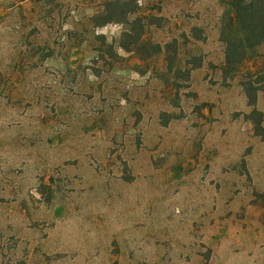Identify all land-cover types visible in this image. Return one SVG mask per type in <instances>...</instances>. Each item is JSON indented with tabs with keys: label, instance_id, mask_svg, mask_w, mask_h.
Wrapping results in <instances>:
<instances>
[{
	"label": "rangeland",
	"instance_id": "rangeland-1",
	"mask_svg": "<svg viewBox=\"0 0 264 264\" xmlns=\"http://www.w3.org/2000/svg\"><path fill=\"white\" fill-rule=\"evenodd\" d=\"M222 1L0 0V264H264V46L226 71Z\"/></svg>",
	"mask_w": 264,
	"mask_h": 264
},
{
	"label": "trees",
	"instance_id": "trees-1",
	"mask_svg": "<svg viewBox=\"0 0 264 264\" xmlns=\"http://www.w3.org/2000/svg\"><path fill=\"white\" fill-rule=\"evenodd\" d=\"M222 2L227 7L221 29V39L226 45L225 69L230 74H236L246 61L258 54V48L264 46V0H223ZM125 3L117 1L109 3L108 6V11H112V7L114 9L117 7L119 12H116L120 19L132 24L130 29L123 32L120 47L126 52L136 53L141 60H148L161 54L164 49L167 51L170 45L163 47L143 39L147 24L141 17L130 22L128 17L136 14L139 8L136 5L131 9V3ZM260 136H264L262 127Z\"/></svg>",
	"mask_w": 264,
	"mask_h": 264
}]
</instances>
